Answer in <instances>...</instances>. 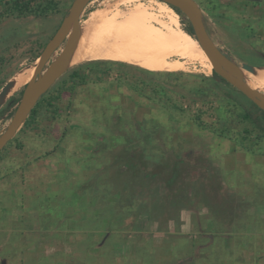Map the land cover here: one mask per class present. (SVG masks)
Wrapping results in <instances>:
<instances>
[{"label": "rangeland", "instance_id": "374dc122", "mask_svg": "<svg viewBox=\"0 0 264 264\" xmlns=\"http://www.w3.org/2000/svg\"><path fill=\"white\" fill-rule=\"evenodd\" d=\"M55 1L58 10L44 16H0V91L33 73V56L72 2ZM196 1L220 48L239 65H264L256 64L264 62V0ZM138 4L157 17L152 23L188 35L186 21L162 0H90L81 24L105 7L104 19H121ZM200 51L176 70L107 59L131 65L122 67L124 83L118 65L107 77L79 81L67 73L83 61L68 63L34 122L25 120L0 150V264H264V133L240 115L260 113L232 85L210 80ZM257 69L241 71L259 84ZM137 75L160 81L164 96L134 90ZM24 84L0 107L19 99ZM13 108L0 117V132ZM156 166V179L169 171L176 178L152 201L139 187Z\"/></svg>", "mask_w": 264, "mask_h": 264}, {"label": "bare ground", "instance_id": "6f19581e", "mask_svg": "<svg viewBox=\"0 0 264 264\" xmlns=\"http://www.w3.org/2000/svg\"><path fill=\"white\" fill-rule=\"evenodd\" d=\"M108 11V7L96 10L81 24V35L68 63L87 58L118 59L153 70H176L182 68L186 61L198 59L201 55V46L196 39L169 33L152 23H159L157 17L141 4L127 11L121 19H104ZM175 56L179 58H171ZM31 74L32 68L28 76L12 79L0 95V103L17 86L26 83ZM257 75L259 84L247 82L252 87H264V67L257 69Z\"/></svg>", "mask_w": 264, "mask_h": 264}, {"label": "water", "instance_id": "95a60500", "mask_svg": "<svg viewBox=\"0 0 264 264\" xmlns=\"http://www.w3.org/2000/svg\"><path fill=\"white\" fill-rule=\"evenodd\" d=\"M162 1L178 8L187 18L193 29L194 38L211 62L212 70L243 93L257 107L264 110V93L252 87L241 71V68L248 71L253 68L264 67V65L252 66L245 63L239 65L231 57L227 56L209 34L202 9L196 0ZM89 2L90 0H72L59 27L41 51L30 79L23 86L21 96L8 124L0 132V150L15 135L40 96L68 68L69 57L81 35L80 15ZM61 44L60 51L51 59ZM7 85L8 82L2 87L0 95L3 94L2 92Z\"/></svg>", "mask_w": 264, "mask_h": 264}, {"label": "trees", "instance_id": "16d2710c", "mask_svg": "<svg viewBox=\"0 0 264 264\" xmlns=\"http://www.w3.org/2000/svg\"><path fill=\"white\" fill-rule=\"evenodd\" d=\"M0 4L2 6L0 16H2V17L14 15V14L26 15V14H30V13L36 14L38 16H44L47 13L55 12L58 10L57 2L55 0H44L43 2H36V0H0ZM166 4L170 8H172L177 14H180L182 16V19L185 20L187 23L186 31L190 35H192L194 38L193 29H192L189 21L187 20V18L183 15V13L178 8L172 6L168 3H166ZM222 51L227 56L231 57L230 53L227 50L222 49ZM40 53L41 52H38L37 54H35L33 56V60L37 59L38 56L40 55ZM84 60H86V61H84ZM80 61H83V62L75 65L67 73V76L69 78H71L72 80L84 81V80H87L88 77L91 75H93V76L95 75L97 78L107 77V76H109V72L112 70L113 65H118L117 66L118 67L117 68L118 73H117V78H116L118 80V82L124 83V82L128 81V79H129V75H128V72L126 71V69H122V67H124V66H131V65H127L126 63L119 62V61H111V60H107V59H92V60L91 59H83ZM80 61H77V62H80ZM256 64H264V62L256 63ZM208 69H211L209 64H208ZM148 72L149 73L153 72L152 74H154V75H170V74H173V73L168 72V71H148ZM136 78L138 79V81L133 83V85L131 83V86H132V88H134V90H137V92L144 94L143 93L144 88L147 87L152 92L157 93L160 97H163L164 94L166 93V88L164 85H162V83L160 81L151 82V79L146 81L145 79L139 77L138 75L136 76ZM210 80L213 83L221 82V83L226 84L228 86L230 85L222 77L217 75L213 70L211 73ZM140 86H142V87L140 88ZM230 87H231V85H230ZM22 90H23V88L19 91L20 96H21ZM44 96H45V94L43 93L40 96V98L38 99V101L36 102V104L34 105V107L31 109L29 115L27 116L26 123L30 122V121L34 122L35 116L37 114V108L42 106L41 104H42V100H43ZM166 100H169V99L166 98ZM18 101H19V99H16L13 96L8 97V99L5 101L4 105L0 107V117L3 116L10 108L14 107L13 110L8 113L9 116L11 117L13 114V111L16 107V103ZM251 103L256 108V110L260 113V115H257L253 112H250V111H244L240 115L244 120H247L248 122H250L255 129H258L260 132L264 133V124H263L264 120L262 119V117H264V110L257 107L252 101H251ZM10 141L11 140H9L8 143ZM130 160L131 161H130L129 165H131V168H133V167L136 168L137 166L135 165V163H136L135 158L132 157ZM158 164H159L158 166L161 167V163L158 162ZM162 166H165V165L162 164ZM175 167H176V165H175ZM175 167L174 168L172 167L173 170L175 169ZM156 168H157V166H156ZM136 170H138V169L136 168ZM158 170H160V168L159 169L157 168L155 171L147 170L146 173H144V176L142 174L143 179H144V184L142 183L143 185H141L139 187L140 190L142 191L141 193L142 194H148L150 196L149 200H152V201L156 198H157L156 200H158V194L160 195L159 190H161V189L167 190L168 188L171 189L173 186V182L175 181V178H176L175 175L173 173H171V171H169L170 173L167 172V174L162 176L163 178L161 177L160 179H156L154 175ZM163 194H165L163 196H165L166 199H169V195L172 196L171 195L172 192L170 194H166V191H163ZM129 199H131V195L129 196ZM162 206L167 207V205L165 203L164 204L162 203Z\"/></svg>", "mask_w": 264, "mask_h": 264}, {"label": "crops", "instance_id": "0c3cea01", "mask_svg": "<svg viewBox=\"0 0 264 264\" xmlns=\"http://www.w3.org/2000/svg\"><path fill=\"white\" fill-rule=\"evenodd\" d=\"M58 238H56V240H57ZM61 260V259H60ZM3 264H10L9 263V260L8 259H6L4 262H3Z\"/></svg>", "mask_w": 264, "mask_h": 264}, {"label": "flooded vegetation", "instance_id": "af4514ba", "mask_svg": "<svg viewBox=\"0 0 264 264\" xmlns=\"http://www.w3.org/2000/svg\"><path fill=\"white\" fill-rule=\"evenodd\" d=\"M142 68L147 69V68H145V67H143V66H142ZM147 70H149V69H147Z\"/></svg>", "mask_w": 264, "mask_h": 264}]
</instances>
